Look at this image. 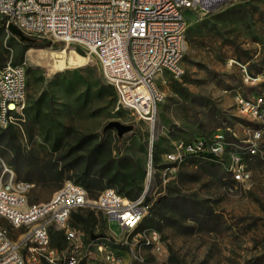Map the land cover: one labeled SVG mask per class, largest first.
Instances as JSON below:
<instances>
[{"label":"rangeland","instance_id":"obj_1","mask_svg":"<svg viewBox=\"0 0 264 264\" xmlns=\"http://www.w3.org/2000/svg\"><path fill=\"white\" fill-rule=\"evenodd\" d=\"M221 12H225L223 16L214 17ZM185 20L186 50L181 61L184 75L177 80L165 72L156 79V86L163 94L153 150L158 158L155 192L158 194L155 198L151 196L148 203L153 205L157 198L165 195L175 202L186 199L199 211L185 216L167 204L162 215L154 213L151 205L141 225H149L154 220L156 225L152 227L161 233L163 244L159 253H142L140 264H264V136L257 143L259 156L245 159L251 173L249 187L230 178L227 153L221 163L187 159L164 186L158 181L159 170L165 164L163 155L174 140L208 139L218 129L230 142L246 145L250 139L256 125L238 112L235 98H252L264 90V82L257 87L245 83L241 67L249 74L264 70V0H225L214 11L188 10ZM20 42L0 27V56L4 65L13 61L16 52L21 50ZM50 44V47L35 49V60L28 57V50L23 56L25 106H31L42 95V115L34 120L33 114H25L20 127H13L15 139L0 143V158L16 179L34 182L39 175L33 170L46 163L58 170L62 168L61 151L52 148V136L46 139L48 129L54 135L65 132L99 135L110 120L135 126L133 133L120 140L119 154L145 165L148 158L146 123L136 122L128 112H113L115 101L111 100L94 60L86 64L85 59L76 60L73 66L63 70L53 68L52 52L64 51L70 56L71 48L59 41H50ZM229 59L241 66H228ZM106 136L114 140L115 130L108 131ZM17 151L20 155H16ZM71 175L65 171L62 181L56 178L58 175H52L45 186L33 183L28 203L48 201L64 181L71 180ZM98 193L89 194V199H95ZM77 213L92 214L93 233L105 235L106 222L100 211L85 206ZM68 225L87 235L83 225L75 223L72 217ZM0 227L15 241L24 233V229H11L2 216ZM108 232L119 235L121 227L111 220ZM57 243L64 248L65 241L60 234ZM95 243L113 246L112 240L102 237ZM91 252L88 264H101L94 247Z\"/></svg>","mask_w":264,"mask_h":264},{"label":"built area","instance_id":"obj_2","mask_svg":"<svg viewBox=\"0 0 264 264\" xmlns=\"http://www.w3.org/2000/svg\"><path fill=\"white\" fill-rule=\"evenodd\" d=\"M218 1L0 0V22L7 32L13 25L30 39L64 42L77 54H84L85 64L94 60L102 82L114 90L113 112H128L133 120L143 121L148 127L145 175L142 189L133 199L106 187L90 200L81 185L66 180L48 201L29 204L28 193L33 183L17 180L0 158V216L11 229H24L15 241L0 227V264H88L93 247L101 264H140L142 253L154 255L161 251L159 230L141 226L152 205L149 198L158 194L153 150L163 94L156 79L165 72L177 80L183 77L186 11L205 9ZM25 65L9 60L0 67V129L20 127L24 120ZM227 65L241 66L233 59ZM241 67L245 83L257 87L264 82V70L249 74ZM235 103L238 112L256 125L247 144L228 141L220 129L208 139L174 140L163 155L165 164L159 170V184L164 186L187 159L221 163L227 153L230 178L249 187L251 173L245 159L259 156L257 143L264 136V90L252 98L236 96ZM85 206L103 214L107 232L102 238L112 240L113 246L95 243L100 238L86 240L82 230L68 225L71 213ZM111 220L121 227L119 235L108 232ZM53 231L61 232L64 248L51 246Z\"/></svg>","mask_w":264,"mask_h":264},{"label":"trees","instance_id":"obj_3","mask_svg":"<svg viewBox=\"0 0 264 264\" xmlns=\"http://www.w3.org/2000/svg\"><path fill=\"white\" fill-rule=\"evenodd\" d=\"M225 12L217 14L221 17ZM0 27H3L0 22ZM21 50L16 52L15 58L11 61L13 64L22 63L24 52L29 48H46L50 47V41L45 39H30L27 42H20ZM1 55V53H0ZM2 59L0 56V67H2ZM109 95L112 101H115V93L111 86L106 85ZM182 92L186 93L185 89ZM40 95L31 106L25 108V114L31 116L33 119L38 120L42 115L43 99ZM47 124V128H49ZM47 132V140L49 137H53L51 140L52 148L61 151V159L64 164L60 170L58 168L51 167L48 163L35 168L33 171L39 175V177L31 182L34 185L45 186L47 182L53 178L52 175H58L56 177L59 181L64 178V172H71L69 176L74 183L81 185L89 194H93L96 191L103 190L106 187L114 188L120 195L129 199L135 198L142 189V183L145 175V165L129 156H122L119 154L120 140L115 136L114 140L107 137V132L110 130L102 131L99 135L92 133H79V132H65L60 135ZM15 139L13 127L7 129H0V143L7 140L9 142ZM116 153V154H114ZM16 155H20L17 151ZM157 161L158 158L153 155ZM192 160H196L191 158ZM60 188V187H59ZM98 193V194H99ZM171 205L174 209L177 208L183 215H194L198 213V209L195 208L193 203L186 199H179L178 202L173 201L169 197H162L159 201L157 199L152 205V211L157 214H162V209L165 205ZM75 223L83 225V229L87 233L86 240L90 239V235L93 233V224L91 222L92 214L83 216L78 214L77 211L72 212L71 216ZM156 225L154 220L150 221L149 225H141L142 227H152ZM61 235V232L53 231L51 233V246L58 249H62V245L57 243V236Z\"/></svg>","mask_w":264,"mask_h":264},{"label":"water","instance_id":"obj_4","mask_svg":"<svg viewBox=\"0 0 264 264\" xmlns=\"http://www.w3.org/2000/svg\"><path fill=\"white\" fill-rule=\"evenodd\" d=\"M225 0H219L218 2L212 4V5H207L204 8L207 11H214L217 9V7L219 5H221ZM8 31L11 35H13L14 37H17L21 42H27L30 41V38L24 36L16 27H14L13 25H10L8 28ZM135 126L133 124H125L122 123L118 120H110L107 122V124L103 127L102 131L105 130H115L116 132V136L118 137L119 140H121L125 135L127 134H131L134 132ZM165 195L160 196L159 198H157V201H159L162 197H164ZM103 234H94L92 233L90 235V239L91 240H95L98 238L103 237Z\"/></svg>","mask_w":264,"mask_h":264},{"label":"bare ground","instance_id":"obj_5","mask_svg":"<svg viewBox=\"0 0 264 264\" xmlns=\"http://www.w3.org/2000/svg\"><path fill=\"white\" fill-rule=\"evenodd\" d=\"M35 49H37V48H29L28 49V53L27 54H28V57L31 60H35V51H36ZM68 52H69L70 56L65 54L64 51H59V52L54 51V52H52V55L55 58L54 62L52 61L53 62V68H56L57 70H63L65 68H69V67L73 66L74 61L85 59L82 56H80L79 54H77L76 52H74L73 50H69ZM48 54H49V52H48ZM41 56H43V55H41ZM70 57H72L73 60L70 59ZM39 63H41V62L39 61Z\"/></svg>","mask_w":264,"mask_h":264}]
</instances>
